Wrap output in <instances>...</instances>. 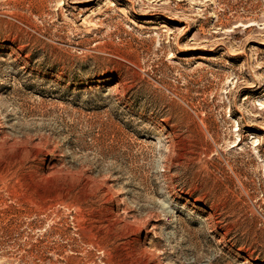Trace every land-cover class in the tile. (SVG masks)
Returning a JSON list of instances; mask_svg holds the SVG:
<instances>
[{"label":"rangeland","instance_id":"374dc122","mask_svg":"<svg viewBox=\"0 0 264 264\" xmlns=\"http://www.w3.org/2000/svg\"><path fill=\"white\" fill-rule=\"evenodd\" d=\"M0 264H264V0H0Z\"/></svg>","mask_w":264,"mask_h":264}]
</instances>
